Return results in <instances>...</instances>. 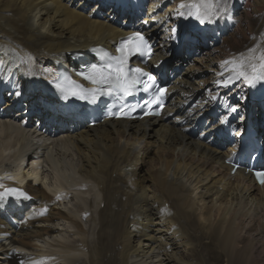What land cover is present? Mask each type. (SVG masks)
Here are the masks:
<instances>
[{
    "label": "bare ground",
    "instance_id": "obj_1",
    "mask_svg": "<svg viewBox=\"0 0 264 264\" xmlns=\"http://www.w3.org/2000/svg\"><path fill=\"white\" fill-rule=\"evenodd\" d=\"M162 1L171 3L172 21L159 34L148 24L153 20L142 17L160 10ZM192 2L204 10L203 0H154L145 13L142 0H0V264H101L104 253L110 264H251L246 240H264V186L241 169L229 175L224 159L237 146L216 120L227 119L232 107L245 117L244 101L230 107L224 100L243 98L244 81L224 82L242 59L255 57L259 65L264 40L224 57L215 71L221 89L202 92V69L187 64L198 42L192 41L211 29L185 32L181 17L189 21ZM253 2L264 8V0ZM109 3V13L96 10ZM116 9L141 17L117 27L111 20ZM204 24L196 18L193 27ZM134 31L152 38L150 64L170 58L177 74L161 116L89 127L78 115L61 114L60 95L50 85L56 64L71 65V52L91 46L115 47ZM184 33L186 53L173 56L164 46ZM8 186H24L33 199L3 197ZM63 198L87 227L60 207ZM201 237L209 244L203 246ZM214 248L221 257L212 256Z\"/></svg>",
    "mask_w": 264,
    "mask_h": 264
},
{
    "label": "rangeland",
    "instance_id": "obj_2",
    "mask_svg": "<svg viewBox=\"0 0 264 264\" xmlns=\"http://www.w3.org/2000/svg\"><path fill=\"white\" fill-rule=\"evenodd\" d=\"M153 1L154 0H142V9L140 10L143 13L147 12L150 3ZM175 1L176 0H172V2ZM165 2L166 1L160 2L161 9L156 13H152L151 16H146V18L142 17V20L152 19L153 21L149 22L148 24L150 26L157 25V28L160 30L159 34H163V30L168 28L165 23L167 21H172V16L171 14H169V10H167L169 8V4L171 3L168 4ZM95 4L96 1H92L87 6L86 11L91 10L92 6ZM112 7L113 4L109 3L105 7L103 5L102 8H98L96 10H99L104 15L106 13H109ZM220 7L221 12L216 17V28L214 30H210L205 36V39L192 41L191 46L194 45V42H198L196 43L195 48H193L194 52L191 55V61L187 64L190 69H193L195 67L202 69L203 72L201 76L197 77V80L200 81L197 83V85L200 86L202 88V92L205 93H216L217 90L221 89V86H217L216 84L215 71L218 70L220 62L224 57L235 52L251 50L259 42V40H261V38L264 40V8L262 6L255 5L253 0H229L228 6ZM225 8L227 9L226 11L223 10ZM116 11L118 13H114V15L113 13H110V15H113L111 20H114L112 23H114V25H116L117 27L130 22H136V20L141 17V15L136 12V10L132 9L130 11L124 12L119 11L118 9H116ZM156 14H159L158 17ZM160 16H162V18H160ZM256 36H258V38ZM217 94H219L220 96L222 93ZM224 100L228 101L229 106L231 107L233 105H239L242 102V97H238L234 101L230 100L229 97ZM3 103L4 102H2L0 105H2ZM216 103H218V100L216 101ZM216 123H220V118L216 120ZM153 156L154 155L152 153L149 154V158L152 157L151 159H153ZM145 168H148V165H146ZM46 175L47 172H43L41 174L42 183L48 185L50 184V181ZM253 196L255 197V195ZM211 200V197L205 198L206 205H211ZM59 203L61 208L69 212L71 211L70 213L72 215L81 220V213L77 212L74 209V206L73 204H71L69 198L60 199ZM83 203L85 202L83 201ZM69 206L71 208H69ZM82 223L85 224V226L88 225L85 219H82ZM198 234L201 235V232H198ZM66 235L68 236V240H73V236H70L68 234ZM201 239L203 240V246L205 244H209L210 242L206 238L201 237ZM246 241L249 242L246 247V255L248 256L249 261L251 262V264H258L257 258H261V260L264 259V240L253 239V241H251L247 239ZM216 251H218L216 248L212 250V256L221 257V255ZM100 261L101 264H110L105 253L100 256ZM216 264L225 263L221 261ZM259 264H264V261Z\"/></svg>",
    "mask_w": 264,
    "mask_h": 264
},
{
    "label": "snow or ice",
    "instance_id": "obj_3",
    "mask_svg": "<svg viewBox=\"0 0 264 264\" xmlns=\"http://www.w3.org/2000/svg\"><path fill=\"white\" fill-rule=\"evenodd\" d=\"M226 0H203L204 10L201 11L200 6L193 4L191 7L196 8L195 15L201 24L213 23L214 18L221 12V3H225ZM186 7L184 4L180 5V8ZM226 11L227 9H223ZM191 14V13H190ZM183 15V13H179ZM175 32V29H173ZM147 47V41L144 36L140 33H133L127 38L122 46L117 49L119 55L108 56L107 54L103 57V64L92 65L90 75L86 77L91 83L95 85H102L103 88H93L84 90L85 94H78L73 92V95H78L80 99H88L91 96L92 100L97 99V92L103 95H112L115 92H122L125 96L132 95L133 91L138 85L143 84L144 90L148 91L149 87L155 85L156 78L154 76L144 73L141 69L137 68L134 73L128 70V60L131 55L140 52L143 54V49ZM150 51V49H149ZM255 51V50H252ZM255 57H249L247 60L242 59L240 63L232 70V75L229 76V80L225 81L224 84L227 86L228 82L233 79L243 80L246 84L251 87H255V84L260 81H264V54L259 57V65L253 61ZM225 61V64H228ZM138 74V75H137ZM138 77H147L148 81L152 82V85L145 83ZM59 87V85H57ZM163 92V89H160ZM16 96L21 95L19 91L15 93ZM232 112L236 111L235 107L230 109ZM222 123L224 121H221ZM262 184H264V173L256 174ZM11 191V190H10ZM2 198V197H0Z\"/></svg>",
    "mask_w": 264,
    "mask_h": 264
}]
</instances>
